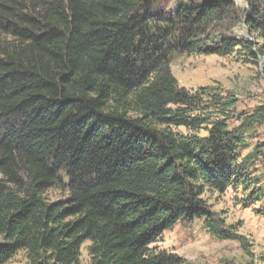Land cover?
Segmentation results:
<instances>
[{
  "label": "trees",
  "instance_id": "trees-1",
  "mask_svg": "<svg viewBox=\"0 0 264 264\" xmlns=\"http://www.w3.org/2000/svg\"><path fill=\"white\" fill-rule=\"evenodd\" d=\"M171 1L0 0V264H81L86 242L89 264H182L158 244L196 218L223 237L205 194L248 189L254 155L236 100L171 64L232 53L234 20L264 37V0Z\"/></svg>",
  "mask_w": 264,
  "mask_h": 264
},
{
  "label": "rangeland",
  "instance_id": "rangeland-1",
  "mask_svg": "<svg viewBox=\"0 0 264 264\" xmlns=\"http://www.w3.org/2000/svg\"><path fill=\"white\" fill-rule=\"evenodd\" d=\"M190 1L172 0L171 8ZM233 1L244 16L243 11L249 8L248 0ZM227 25L225 37L241 41L232 53L178 54L171 68L181 87L190 91L209 87L236 100L229 109L228 122L230 128L241 124L245 127L244 144L238 152L241 157L254 155L248 175V181L252 182L247 183L248 189L232 186L225 193L205 194L209 209L223 220V237L200 218L181 220L163 234L158 245L178 254L182 264H264V123L250 119L264 105V37L260 32H251L244 19ZM219 41L217 38L216 42ZM64 195L56 189L46 193L50 201ZM88 245L86 242L81 264H89ZM8 264L29 263L19 253Z\"/></svg>",
  "mask_w": 264,
  "mask_h": 264
}]
</instances>
